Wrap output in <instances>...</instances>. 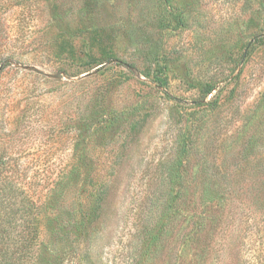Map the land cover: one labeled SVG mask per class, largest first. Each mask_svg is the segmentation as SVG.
Instances as JSON below:
<instances>
[{
    "label": "rangeland",
    "instance_id": "rangeland-1",
    "mask_svg": "<svg viewBox=\"0 0 264 264\" xmlns=\"http://www.w3.org/2000/svg\"><path fill=\"white\" fill-rule=\"evenodd\" d=\"M9 189L20 264H264V0H0Z\"/></svg>",
    "mask_w": 264,
    "mask_h": 264
},
{
    "label": "trees",
    "instance_id": "trees-1",
    "mask_svg": "<svg viewBox=\"0 0 264 264\" xmlns=\"http://www.w3.org/2000/svg\"><path fill=\"white\" fill-rule=\"evenodd\" d=\"M218 190V187H208L203 189L200 195L194 199V211H196L198 203H202L205 208V215L204 213L198 215V213L195 212L196 215L194 214L190 217L193 227L198 231L195 232L192 240H198L197 242L201 241L205 243V248L199 250L202 252L201 257L205 260L211 253H213V250H211L210 247L215 241L216 232L218 231L225 214L224 205H222L220 209L213 207V205L219 206L224 200L223 197H220ZM197 199H199V202H197ZM38 208L39 207L30 198L27 199V197H24L23 193L18 191L15 193L10 190L9 195H4L3 192H0V264H20L21 260L12 257L11 254L13 253H11L10 249L7 247L10 245L11 238L18 227L23 229L24 227H27L32 230L31 234L33 237L34 234L36 238L38 237L36 231V229L38 230V225L35 217ZM211 215H214L213 219ZM201 232L208 233L205 234V239L199 238L204 236L201 235ZM160 235V233H156V235L151 233L150 236L152 237V240L159 242L161 240ZM197 253L198 251H195L194 255ZM189 264H195L194 260H190Z\"/></svg>",
    "mask_w": 264,
    "mask_h": 264
}]
</instances>
